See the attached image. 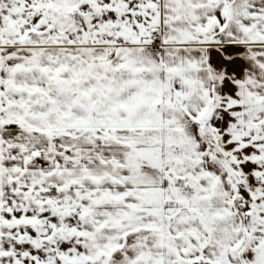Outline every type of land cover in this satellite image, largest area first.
Masks as SVG:
<instances>
[{
  "label": "snow or ice",
  "instance_id": "snow-or-ice-1",
  "mask_svg": "<svg viewBox=\"0 0 264 264\" xmlns=\"http://www.w3.org/2000/svg\"><path fill=\"white\" fill-rule=\"evenodd\" d=\"M0 264H264V0H0Z\"/></svg>",
  "mask_w": 264,
  "mask_h": 264
}]
</instances>
